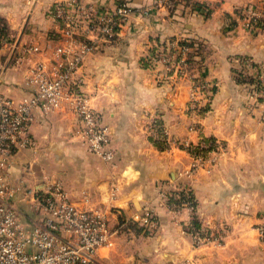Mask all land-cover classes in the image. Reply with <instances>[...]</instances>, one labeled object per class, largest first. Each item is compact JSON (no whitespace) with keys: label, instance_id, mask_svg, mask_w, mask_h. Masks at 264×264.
Returning <instances> with one entry per match:
<instances>
[{"label":"crops","instance_id":"0c3cea01","mask_svg":"<svg viewBox=\"0 0 264 264\" xmlns=\"http://www.w3.org/2000/svg\"><path fill=\"white\" fill-rule=\"evenodd\" d=\"M56 1L0 0L12 44H44L56 36L50 11ZM83 1L132 8L117 36L100 43L81 68L83 89L111 128L115 156L106 162L92 153L68 114L34 110V147L15 152L7 170L20 188L17 210L22 213L23 203L33 210L23 217L36 215L37 204L22 190L57 181L79 207L107 213L115 236L99 250L97 264H264L256 228L264 222V98L253 93L255 77L264 74V27L245 28L238 15L242 6L264 0H172L161 8L154 0ZM171 39L191 43V73L214 87L208 111L197 120L186 113L190 80L168 79L164 66L150 60ZM12 44L0 47V95L19 101L29 94L27 64L15 63ZM153 116L171 146L152 141L147 124ZM192 123L197 130L189 131ZM201 137L218 148L208 170L187 175L191 156L177 143ZM161 188L188 189L194 210L171 209ZM145 213L154 226L141 222ZM191 226L217 240L193 247Z\"/></svg>","mask_w":264,"mask_h":264},{"label":"built area","instance_id":"2783aa9c","mask_svg":"<svg viewBox=\"0 0 264 264\" xmlns=\"http://www.w3.org/2000/svg\"><path fill=\"white\" fill-rule=\"evenodd\" d=\"M171 2L154 0L153 4L161 8ZM50 11L58 30L44 44H12L7 34L0 33V47L12 44L15 63L27 64L24 85L29 89V94L19 101L0 95V264H97L99 250L111 246L115 236L105 211L79 207L57 181L22 190L26 196L30 193L38 206L36 215L24 219L15 205L20 188L11 185L7 178L13 154L34 147L30 128L36 109L43 113L59 111L75 118L78 122L75 136L92 153L106 162H112L115 156L111 128L102 121L100 112L84 91L81 68L100 43L117 36L132 8L125 2L97 6L83 0H58ZM238 15L245 28L264 27L262 4L244 6ZM188 50L187 46L171 40L151 60L161 63L169 77L184 76L190 72ZM255 78L253 93L264 98V74ZM191 87L186 112L197 120L209 102L211 85L205 80H192ZM147 129L163 142L164 148L173 143L157 118L149 119ZM188 129L195 131L198 127L192 123ZM177 145L191 156L187 175L199 169L208 170L211 154L218 148L217 142L202 137L195 144L186 139ZM159 196L175 211L181 205L194 210L195 201L188 189L174 188L166 192L161 188ZM140 220L148 226L155 223L149 213L143 214ZM256 228L264 245V222ZM190 236L195 248L217 240V236L195 226H191Z\"/></svg>","mask_w":264,"mask_h":264},{"label":"trees","instance_id":"16d2710c","mask_svg":"<svg viewBox=\"0 0 264 264\" xmlns=\"http://www.w3.org/2000/svg\"><path fill=\"white\" fill-rule=\"evenodd\" d=\"M0 33L1 34H4V35H6V33H7V29H6V27L2 24V21L0 20ZM171 41V40H170ZM180 44H183V45H185V46H190L191 47V43L190 42H180ZM167 45H168V43H163V44H161L160 45V47H167ZM180 51V50H179ZM153 57V56H152ZM186 57H187V62H189V64L191 65V63L193 62V56H192V54H189L188 52H187V55H186ZM152 59V58H151ZM150 59V60H151ZM197 78L195 79V81H201V80H204L200 75H197L196 76ZM213 93H214V87H212L211 86V95H210V97H209V102L207 103V105H206V107L204 108V113L205 112H207L208 111V109H209V105H210V101H211V97H212V95H213ZM157 146H160V147H164V145H163V142L162 141H159V140H155V139H153L152 140ZM24 219H26V220H29V218L27 217H23ZM195 224H197L196 223V221H195Z\"/></svg>","mask_w":264,"mask_h":264},{"label":"rangeland","instance_id":"374dc122","mask_svg":"<svg viewBox=\"0 0 264 264\" xmlns=\"http://www.w3.org/2000/svg\"><path fill=\"white\" fill-rule=\"evenodd\" d=\"M248 5H251V4H247V5H245V6H248ZM242 7H244V6H242ZM241 7V8H242ZM240 8V9H241ZM239 9V10H240ZM172 40V39H171ZM170 41V40H169ZM167 48V47H166ZM165 47H157V52H160V51H162V50H164V49H166ZM167 78L168 79H172V78H174V79H176V81H178V80H180V79H187V80H190V82H192V80H195L197 77H196V75H193L192 73H191V69H190V72L188 73V74H186V75H184V76H175V75H171V77H169V76H167ZM192 88V87H191ZM191 88H190V90H191ZM187 113V112H186ZM152 118V117H151ZM153 118H157V117H155V116H153ZM153 139H155L154 138V136H153ZM155 140H157V139H155ZM21 204V212L22 213H26L27 211L28 212H30L31 214H33V210H32V212H31V210L29 209L30 207L29 206H27V205H23V203H20ZM19 204V205H20ZM23 205V206H22ZM20 207V206H19ZM21 213V214H22ZM28 214V213H27ZM23 216H25L24 214H22Z\"/></svg>","mask_w":264,"mask_h":264}]
</instances>
